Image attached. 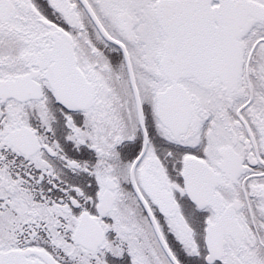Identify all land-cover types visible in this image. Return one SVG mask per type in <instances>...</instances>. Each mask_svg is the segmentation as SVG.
Instances as JSON below:
<instances>
[{
	"label": "snow or ice",
	"instance_id": "1",
	"mask_svg": "<svg viewBox=\"0 0 264 264\" xmlns=\"http://www.w3.org/2000/svg\"><path fill=\"white\" fill-rule=\"evenodd\" d=\"M0 264H264V0H0Z\"/></svg>",
	"mask_w": 264,
	"mask_h": 264
}]
</instances>
